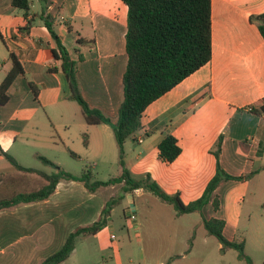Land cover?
Listing matches in <instances>:
<instances>
[{
	"label": "crops",
	"instance_id": "0c3cea01",
	"mask_svg": "<svg viewBox=\"0 0 264 264\" xmlns=\"http://www.w3.org/2000/svg\"><path fill=\"white\" fill-rule=\"evenodd\" d=\"M11 1L0 0V83L12 68L10 54L23 72L10 85L7 103L0 105V198L34 191L47 183L37 173L18 170L4 153L21 166L46 173L23 164V159L29 155L36 163L54 168L52 172L61 169L59 155L66 151L74 157L84 153L103 161L111 157L118 164L111 125L87 124L80 106L69 99V86L59 62L52 57L54 42L43 17L51 16L63 45H72L67 51L78 60L77 79L83 98L112 123L122 100L127 63V6L121 0H29L27 19L31 24L27 32H19L27 19ZM262 12L264 0H211V59L149 104L141 116L142 128L124 144L126 167L135 168L141 158L154 160L158 185L169 195L178 193L184 204L201 196L216 173L217 162L228 173L235 168L239 176L252 173L238 183L241 192L237 197L220 201L218 211L208 203L215 214H204L198 221L204 238L205 232L212 235L205 230L203 218L222 219L224 236L236 242L244 216L249 221L257 217L264 220V199L259 196L264 190V39L249 20ZM30 84L36 87V97ZM167 133L177 138L181 148L173 162L158 158L157 145ZM219 138L217 160L213 151ZM137 146L139 152L134 159L129 158ZM43 149L53 152L54 159L44 156ZM241 150L247 155L242 164L235 157ZM41 157L54 165L44 163ZM120 172L119 167L117 175ZM230 182H220L214 192ZM121 185L90 192L79 181L60 179L47 198L1 209L0 264H40L62 246L70 232L97 220L105 203L116 192L121 194ZM251 186L253 198L247 201L245 194ZM135 194L152 193L141 188L125 193L119 201L128 203ZM206 206L181 215L175 211V216L203 215ZM110 219L109 214L107 225L92 235L102 246L110 241Z\"/></svg>",
	"mask_w": 264,
	"mask_h": 264
},
{
	"label": "trees",
	"instance_id": "16d2710c",
	"mask_svg": "<svg viewBox=\"0 0 264 264\" xmlns=\"http://www.w3.org/2000/svg\"><path fill=\"white\" fill-rule=\"evenodd\" d=\"M121 1L127 6L125 32L127 63L122 76V100L118 106L117 118L114 123L99 109L91 107L83 98L77 79L78 60H73L70 57L69 52L54 29L51 16L43 17V22L54 42V46L51 48L52 57L54 61L59 62V69L64 73L69 86V99L74 100L80 106L87 124L106 123L111 125L113 129L118 147L120 174L107 180L91 182L89 171L74 175L58 169L57 172L48 174L35 168L21 166L10 155L4 153L5 157L18 170L37 173L47 183L34 191L18 192L0 198V210L47 198L54 191L55 185L60 179L79 181L90 192H94L99 187L121 183V194L118 196V200L122 199L125 193L142 188L162 201L171 204L177 215L200 211L209 200H211L213 209H218V199L216 197L210 199V197L220 180L230 177L222 170L218 162L216 173L206 185L201 196L184 204L178 193L173 195L165 193L157 183L151 180L148 174L142 178H134L126 167L124 160L125 141L142 128L141 116L146 107L211 59V0ZM11 4L21 9L24 18L27 19L30 10L29 0H12ZM249 20L257 26L264 39V12L251 15ZM30 24L31 20L27 19L26 24L18 29L19 32H27ZM78 42H82L81 39H78ZM10 58L12 68L0 83V105L7 103L9 100L7 91L10 85L23 72L17 58L13 54H10ZM30 85L36 97V87L33 84ZM83 144L87 145L86 133L83 135ZM220 144L221 138L217 140L213 151L217 160ZM157 149L158 158L165 162H173L181 152L177 138L171 133H167L160 140ZM0 152H2L1 149ZM41 160L46 164L54 165L44 157H41ZM239 177L242 178L243 176ZM115 203V199L110 198L105 203L97 220L70 232L62 246L43 259L40 264H60L66 260L74 250L76 239L79 236L96 234L107 225V218ZM224 225L222 219L203 218L205 230L222 245L221 251L227 247L233 248L237 251L239 260H243L246 264H253L251 257L244 251L243 241H230L224 236Z\"/></svg>",
	"mask_w": 264,
	"mask_h": 264
},
{
	"label": "rangeland",
	"instance_id": "374dc122",
	"mask_svg": "<svg viewBox=\"0 0 264 264\" xmlns=\"http://www.w3.org/2000/svg\"><path fill=\"white\" fill-rule=\"evenodd\" d=\"M17 11L19 14L23 12L19 9ZM68 44L65 45L66 49H68L67 47H72V45ZM74 48H76V45H74ZM242 144L245 145L244 143ZM245 151L241 150L242 153L235 156L236 161L240 164L244 163L247 156ZM40 152L44 156L54 159L53 152L45 149ZM137 152H139L138 146L135 151L129 154V158L132 157L134 159ZM26 158L28 159H23V164L37 166L48 173L55 170L50 166H43L40 161L36 163L29 155ZM59 161L63 171L72 174L89 171L91 182L107 180L119 173V166L116 160L111 159V157H107V160L103 161L99 157L96 159L93 155L84 153L74 157L66 151L60 153ZM94 162H96V165H94ZM154 163V160L149 161L147 158H141L135 168L128 167V169L134 178H142L149 174L151 180L159 184V181L154 179V170L158 169ZM222 170L224 169L222 168ZM237 170V168L231 169V173L224 170L230 177L222 178L220 182L231 181L230 184L219 191L213 192L210 197V199H213V197L218 199L219 207L220 201L224 203L225 200L231 201L237 197L241 192V187L238 183L251 177V174L247 172L240 178L236 173ZM118 187L119 185L112 191H116ZM119 193L116 192L111 197L116 201L110 211L111 232H108L109 229L107 230L112 239L110 241L107 240L108 242L102 246L98 238L92 235L79 236L75 242V252L60 264H158L159 262H163V264H246L243 260L237 258L235 249L227 247L221 251L217 240L213 236H209L205 232L204 238V230L198 226V221L204 214L205 217L210 212L213 215L215 214L210 204H208L211 200L205 204V206L208 205L203 210V215L202 212L201 214L197 212L175 216L173 206L162 201L157 196L153 194L137 196L135 194L133 210L135 219L130 220L125 215L127 213L126 200L119 201ZM109 194L110 191L105 192L103 196L108 197ZM252 195L253 188L251 186V188H247L245 199L248 201L253 198ZM259 196L264 199V190ZM229 203L227 202L226 205H229ZM232 210L233 207L230 211ZM258 218H256V221H249L244 216L241 219L235 240H243L245 253L256 264H262L264 263V220ZM182 255L184 258H182Z\"/></svg>",
	"mask_w": 264,
	"mask_h": 264
},
{
	"label": "built area",
	"instance_id": "2783aa9c",
	"mask_svg": "<svg viewBox=\"0 0 264 264\" xmlns=\"http://www.w3.org/2000/svg\"><path fill=\"white\" fill-rule=\"evenodd\" d=\"M139 189H134L133 192H137ZM134 200L130 199L129 202L126 205V209H127V213L125 214L130 220H134L135 219V214H134ZM110 239H112V236H110Z\"/></svg>",
	"mask_w": 264,
	"mask_h": 264
}]
</instances>
